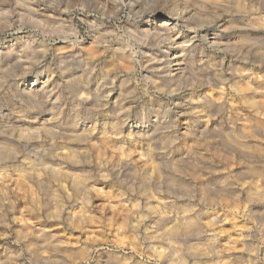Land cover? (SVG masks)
<instances>
[{
  "label": "clouds",
  "instance_id": "obj_1",
  "mask_svg": "<svg viewBox=\"0 0 264 264\" xmlns=\"http://www.w3.org/2000/svg\"><path fill=\"white\" fill-rule=\"evenodd\" d=\"M246 93L264 96V0H0V264H264V99Z\"/></svg>",
  "mask_w": 264,
  "mask_h": 264
},
{
  "label": "rangeland",
  "instance_id": "obj_2",
  "mask_svg": "<svg viewBox=\"0 0 264 264\" xmlns=\"http://www.w3.org/2000/svg\"><path fill=\"white\" fill-rule=\"evenodd\" d=\"M47 13H51V9L47 10ZM65 19H67V14H65L64 16ZM51 27V25H50ZM17 35H25V32H20L17 33ZM41 39H43V35L41 34ZM54 48L60 49V48H64V47H68L69 45L67 44L66 41L63 40H55V42L52 45ZM40 47H43V45H40ZM19 50L17 49V52ZM22 57L20 56H16V59H21ZM180 59V57H179ZM179 61V60H178ZM27 79L29 80V87L35 89V90H39V89H43L45 87L46 82L48 81V75L44 74L41 75L39 77L33 76V75H29L27 77ZM58 79L54 80L52 83H47V87L49 89H51L53 87V83H58ZM209 95H214L217 96V99H219V95L209 91L208 92ZM250 93H246V95L249 97V99H264V96H261L260 94H250ZM254 95V96H253ZM252 97V98H251ZM53 99H55V97L53 96ZM244 114L247 115V111H244ZM122 144V141L120 140H116L113 144L109 145V151L102 153V155L104 156H115L117 155V153H115L113 151V149L119 148ZM127 150H131L133 153H140L143 151V149L141 148L140 145L135 144L133 142H129L126 146V151ZM124 153H120V155H123ZM134 158H136L134 156ZM142 162V161H141ZM27 178L23 177V176H14L12 177V184L10 185V187H16L17 191L20 193H24L28 187V184L30 183V181L26 182ZM4 188V184L3 181L0 180V190H3ZM99 202V201H97ZM106 214L110 217V219L112 220V228L110 230V238H111V242L116 245L117 249H127L128 252L130 254H132L133 256H135L136 260L140 259V256L137 255V253L140 252V249L137 248L136 246V241L134 240L133 237H131L130 235H128V229L126 228L125 224H126V220H130V218L127 216V214H122L119 219H117L115 216H113V214L111 212H106ZM132 223H135V221H131ZM147 223H151V220L148 221ZM232 229V224L231 223H226L224 225V232L225 234L221 236V242L222 244L227 247V248H231V245L228 244V239H229V235H234V233L231 232ZM56 231H61L60 229H56ZM87 237H80L79 233L74 234V239H85ZM92 239L97 240V242H102V243H108L109 242V237L106 236H102L99 233H96L94 235L91 236ZM232 255H238L239 252H234V253H230ZM133 264H135V261H133Z\"/></svg>",
  "mask_w": 264,
  "mask_h": 264
},
{
  "label": "bare ground",
  "instance_id": "obj_3",
  "mask_svg": "<svg viewBox=\"0 0 264 264\" xmlns=\"http://www.w3.org/2000/svg\"><path fill=\"white\" fill-rule=\"evenodd\" d=\"M178 60H179V56L177 55V62H178ZM250 94H252V93H250ZM250 94H249V95H250ZM250 96H251V95H250ZM253 96H254V95H253ZM251 98H252V97H251Z\"/></svg>",
  "mask_w": 264,
  "mask_h": 264
}]
</instances>
